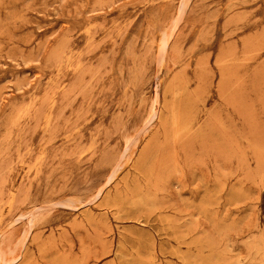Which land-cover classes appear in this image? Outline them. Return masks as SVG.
<instances>
[{
  "label": "rangeland",
  "instance_id": "374dc122",
  "mask_svg": "<svg viewBox=\"0 0 264 264\" xmlns=\"http://www.w3.org/2000/svg\"><path fill=\"white\" fill-rule=\"evenodd\" d=\"M0 264H264V0H0Z\"/></svg>",
  "mask_w": 264,
  "mask_h": 264
},
{
  "label": "bare ground",
  "instance_id": "6f19581e",
  "mask_svg": "<svg viewBox=\"0 0 264 264\" xmlns=\"http://www.w3.org/2000/svg\"><path fill=\"white\" fill-rule=\"evenodd\" d=\"M168 113V112H167ZM164 119V118H163ZM162 120V119H161ZM108 186V185H107ZM140 201V200H139ZM121 248V247H120ZM121 255V254H120ZM120 257H122V256H120ZM207 263V262H206Z\"/></svg>",
  "mask_w": 264,
  "mask_h": 264
}]
</instances>
